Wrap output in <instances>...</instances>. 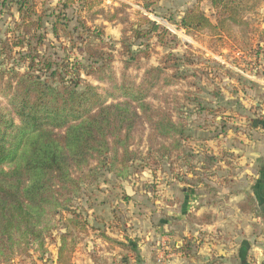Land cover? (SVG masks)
I'll use <instances>...</instances> for the list:
<instances>
[{
	"label": "rangeland",
	"instance_id": "rangeland-1",
	"mask_svg": "<svg viewBox=\"0 0 264 264\" xmlns=\"http://www.w3.org/2000/svg\"><path fill=\"white\" fill-rule=\"evenodd\" d=\"M63 1L38 2L39 12H46L44 29L38 31L45 37L42 52L46 49L57 52L55 56L85 58L86 43L94 46L103 42V49L114 54L111 73L118 83L128 78L139 84L147 69H164L158 78L153 72L146 100L185 125L184 139L178 135L152 137L150 124L146 120L138 123L129 143L135 156L124 176L106 167L92 172L84 168L82 174L88 178L80 180V192L69 209L86 221V231L73 224L74 214L62 211L43 248L34 246L0 264H63L58 250L61 236L67 233L71 234L65 240L67 264H239L237 252L229 247H236V241L228 243L224 237L235 240L239 225L245 221L238 219L234 200L226 201L230 185H225V191L221 185L228 180L226 174L240 166V157L252 153L263 135L255 125L264 120V34L259 32L264 29V0L250 3L244 14L248 27L232 25L230 32L222 35L208 28L196 31L181 25L185 11L194 6L214 21L209 0H99L95 7L108 15L123 6V18L128 22L109 21L102 15L94 21L87 18L95 33L75 30L77 43L64 38L61 45L51 32L54 14L66 13L70 27L79 28L76 17L83 4L77 0L66 8ZM15 20H19V13L14 1L0 0V38L12 36ZM153 23L158 24V30L151 29ZM124 26L149 31L144 38L128 41L134 49L150 51L149 57H141L129 68H125L127 57L121 45ZM98 28L105 31L101 37L97 36ZM90 62V57L85 58L86 66ZM141 63L143 66L137 67ZM82 76L101 92L110 88L108 79L99 81L84 71ZM174 139L181 140L180 147H173ZM163 146L173 148L163 151ZM190 192L193 197L184 213ZM212 223L215 226H208ZM260 228H264L262 224L256 228L248 226V221L243 225L247 235L253 231L263 238L256 240L251 264H264V229Z\"/></svg>",
	"mask_w": 264,
	"mask_h": 264
},
{
	"label": "trees",
	"instance_id": "trees-1",
	"mask_svg": "<svg viewBox=\"0 0 264 264\" xmlns=\"http://www.w3.org/2000/svg\"><path fill=\"white\" fill-rule=\"evenodd\" d=\"M13 1L19 20L14 21L12 36L0 38V262L12 261L34 246L43 248L62 211L74 214L73 224L86 231V221L69 209L71 200L80 192V180L88 178L82 174L84 168L92 172L106 167L124 176L135 156L129 143L138 123L146 120L152 128V137L178 135L184 139L185 131V125L175 121L169 112L146 100L153 72L158 78L164 69H147L139 84L128 78L118 83L111 73L114 54L103 49V42L94 46L85 42L84 54L88 55L85 58H91L87 66L83 56H55L57 52L46 49L43 53L45 37L38 31L44 29L46 12H39V0ZM76 1L65 0L63 7ZM81 1L76 17L79 28L70 27L66 13L54 14L51 32L61 45L64 38L77 43L75 30L95 33L87 18L94 21L102 15L109 21L128 22L123 18L126 11L123 6L108 15L103 8L95 7L99 0ZM209 1L214 21L199 6H194L185 11L181 25L196 31L208 28L216 35L230 32L232 25L248 27L244 14L251 8L250 3L258 0ZM121 13L124 14L120 16ZM158 28L153 23L151 29ZM259 32L264 34V29ZM104 33L101 28L97 36ZM148 33L140 26H124L121 45L127 57L125 68L137 64L141 57L150 56V51L134 49L128 42L131 37L140 39ZM141 66L142 63L137 65ZM82 71L99 81L108 79L110 88L101 92L99 86L82 76ZM181 144L180 139L172 143L173 147ZM173 147L163 146V151H171ZM246 199L239 203L242 211L255 212L252 195ZM70 235L61 236L58 260L63 264H67L69 250L65 240Z\"/></svg>",
	"mask_w": 264,
	"mask_h": 264
},
{
	"label": "crops",
	"instance_id": "crops-1",
	"mask_svg": "<svg viewBox=\"0 0 264 264\" xmlns=\"http://www.w3.org/2000/svg\"><path fill=\"white\" fill-rule=\"evenodd\" d=\"M257 128H261L263 135L260 134V140L255 142L254 148L252 149V153L246 154L242 157H240V166L237 167L236 171H233L231 173L226 174V179L223 181L221 187L222 191H225V185H230L229 188H226V191H229L228 197L226 201L230 202L232 200L234 206L237 208L238 212V219H242L245 222L243 225L248 221L251 226H256V228L259 227L260 224L264 227V122L258 121V124L255 125ZM261 133V132H260ZM247 157L249 158V161L246 162ZM224 182H227L226 184ZM220 187V190H221ZM186 189V188H185ZM184 192H187L184 190ZM234 192V193H233ZM248 192L252 195L255 205H256V211L254 213L249 212H242L238 208L237 203L239 204L240 201L242 202L245 198V194ZM188 198L185 199V207H184V213L187 211V208L189 206V200L191 197H193V194L188 193ZM215 223L209 224L208 226H215ZM236 224H239V222L236 221ZM230 223H226L225 226H229ZM243 225L238 228L237 236L234 238L235 240H231L228 236L224 237V241L228 243H234L236 244V247H231L235 252H237V256L239 258V264H251L250 257L252 256L253 249L256 248L255 243L257 241H261V236H257L256 234L251 232V234H246L243 230ZM261 230L264 228H260ZM258 234V232H257ZM228 238V240H226ZM257 240V241H256ZM234 245V244H233ZM232 245V246H233ZM221 254V252H218ZM233 253V252H231ZM178 255V253H176ZM226 255V254H225ZM208 255H206V258L208 259ZM177 258H180L177 256ZM234 258V256H233ZM224 261V259H221ZM226 260V258H225ZM233 260V259H231ZM179 264H183L182 261H179Z\"/></svg>",
	"mask_w": 264,
	"mask_h": 264
}]
</instances>
